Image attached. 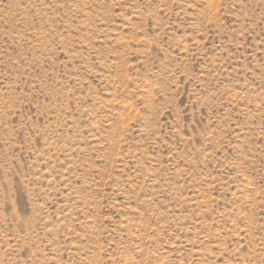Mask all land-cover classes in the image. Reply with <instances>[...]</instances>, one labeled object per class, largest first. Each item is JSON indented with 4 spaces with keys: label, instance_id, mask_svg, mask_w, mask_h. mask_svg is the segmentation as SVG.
<instances>
[{
    "label": "rangeland",
    "instance_id": "1",
    "mask_svg": "<svg viewBox=\"0 0 264 264\" xmlns=\"http://www.w3.org/2000/svg\"><path fill=\"white\" fill-rule=\"evenodd\" d=\"M0 264H264V0H0Z\"/></svg>",
    "mask_w": 264,
    "mask_h": 264
}]
</instances>
